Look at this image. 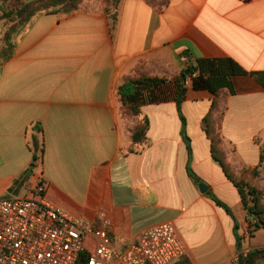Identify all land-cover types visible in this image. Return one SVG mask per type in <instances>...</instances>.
Segmentation results:
<instances>
[{
    "label": "crops",
    "instance_id": "crops-1",
    "mask_svg": "<svg viewBox=\"0 0 264 264\" xmlns=\"http://www.w3.org/2000/svg\"><path fill=\"white\" fill-rule=\"evenodd\" d=\"M4 24L0 18V30ZM201 58H232L264 72V0H168L162 11L149 0H122L112 33L104 0H84L73 15L33 17L14 57L0 65V198L32 197L37 172L48 202L96 227L108 220L119 251L165 222L186 247L183 263L238 264L236 222L242 253L264 248L250 244L240 192L203 129L209 91L192 89L188 79L181 111L174 99L143 106L148 141L130 151L136 120L121 114L124 79L175 76ZM231 80L234 92L222 95L226 158L237 169L254 168L264 144V86L252 74ZM33 139L42 159L31 171Z\"/></svg>",
    "mask_w": 264,
    "mask_h": 264
},
{
    "label": "trees",
    "instance_id": "trees-1",
    "mask_svg": "<svg viewBox=\"0 0 264 264\" xmlns=\"http://www.w3.org/2000/svg\"><path fill=\"white\" fill-rule=\"evenodd\" d=\"M121 1L106 0L105 11L110 19L111 33L115 31L118 23V10ZM83 2L84 0H37L25 3L23 0H0V18L5 20V24L0 30V37L3 41V47L0 52V65H4L14 57L17 38L25 31L33 17L42 13L73 15L81 9ZM111 3L112 12L109 6ZM149 4L152 6L150 0ZM249 74L254 75L257 81L264 86V72H250L232 58H201L197 60L196 65L189 66L175 76H158L136 72L124 79L118 88V97L121 103L122 116L136 120V125L132 129L129 138L131 142L130 151H134L135 147L144 145L148 141L147 134L150 122L148 119H139L143 106L174 99L181 111V104L185 101L188 92V79L191 80L192 89L209 91L214 96L212 108L203 120V129L211 140L214 159L222 166L228 179L234 183L240 192L242 205L249 223L248 231L252 235L253 231L264 229L263 195L256 186L248 183L244 185V180H239V176L235 174L237 172L236 167L227 161L221 132V122L226 109L225 100L222 97L223 92L225 89H228L230 93L234 92L231 80L233 77ZM183 121L185 123L184 118ZM183 136L191 152V141L184 130ZM30 149L34 153V159L30 166V170L33 171L42 159V154L39 156V152L42 150L37 139H33L32 143H30ZM258 171L257 167H243L239 170L243 174L251 173L253 175L257 174ZM190 175L199 182V179L191 169ZM212 197L219 205L232 214L229 207L215 196ZM235 232L238 238V251H240L238 264H258L260 260H264V248L251 250L244 255L241 251L242 237L239 235V224L237 222ZM185 262L183 263L180 260L174 264H189V262Z\"/></svg>",
    "mask_w": 264,
    "mask_h": 264
},
{
    "label": "built area",
    "instance_id": "built-area-1",
    "mask_svg": "<svg viewBox=\"0 0 264 264\" xmlns=\"http://www.w3.org/2000/svg\"><path fill=\"white\" fill-rule=\"evenodd\" d=\"M34 175L32 197L0 198V264H174L186 255L169 222L144 230L119 251L108 220L96 227L70 216L46 200L47 181L42 173Z\"/></svg>",
    "mask_w": 264,
    "mask_h": 264
},
{
    "label": "rangeland",
    "instance_id": "rangeland-1",
    "mask_svg": "<svg viewBox=\"0 0 264 264\" xmlns=\"http://www.w3.org/2000/svg\"><path fill=\"white\" fill-rule=\"evenodd\" d=\"M150 3L156 10L162 11L163 8L168 4V0H150ZM104 5H105V10H106V6H107L106 0H104ZM109 6H110V11L112 12L113 10L112 3L109 4ZM261 151H262L261 162L257 166L259 170L257 174L255 175L251 173L243 174V172H239L240 169H237V168H236L237 172H235V174L239 176V180H244V185L245 184L247 185L248 183L250 185L256 186L258 190L262 192L263 202H264V144L261 147ZM247 234H248V237L251 239L250 241L251 245H259L261 243H264V229L253 231L252 235L250 234L249 231H247ZM87 248L90 252H94L95 250L94 243L91 239L87 241Z\"/></svg>",
    "mask_w": 264,
    "mask_h": 264
},
{
    "label": "water",
    "instance_id": "water-1",
    "mask_svg": "<svg viewBox=\"0 0 264 264\" xmlns=\"http://www.w3.org/2000/svg\"><path fill=\"white\" fill-rule=\"evenodd\" d=\"M201 188H202V189H206L207 186H206L205 184H203V185L201 186Z\"/></svg>",
    "mask_w": 264,
    "mask_h": 264
}]
</instances>
